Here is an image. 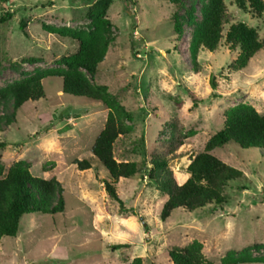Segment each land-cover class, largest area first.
Listing matches in <instances>:
<instances>
[{"label":"rangeland","instance_id":"1","mask_svg":"<svg viewBox=\"0 0 264 264\" xmlns=\"http://www.w3.org/2000/svg\"><path fill=\"white\" fill-rule=\"evenodd\" d=\"M95 0H10L0 15L13 13L0 27V88L38 71L60 68L57 61L77 51L76 42L47 29L88 30L86 11ZM185 2V11L190 0ZM227 4V21L244 22L262 37L261 20ZM195 16L200 18L196 4ZM174 5L166 0H112L107 18L113 27L109 48L94 85H104L133 116V132L119 136L117 162H134L139 173L118 181L117 193L127 212L105 193L107 171L91 153L107 109L98 101L61 92V80L42 81L45 98L27 102L12 118L13 103L0 109V164L7 170L24 160L30 173L54 178L63 189L64 212L24 215L14 238L0 242V264H171L168 251L192 241L212 264L229 251L251 247L252 258L264 257V151L224 145L212 153L239 170L244 179L225 188L223 208L207 206L194 212L174 210L161 221L166 196L147 174L154 158L165 159L167 176L186 182V168L224 123V112L247 104L264 114V50L247 66L234 70L237 53L221 43L201 51L192 62L191 28L181 22L182 36L173 32ZM184 10L178 16L184 17ZM25 24L26 37L20 28ZM35 58L37 62H23ZM89 77V76H88ZM213 77L216 88L210 86ZM90 78V77H89ZM198 99L194 105L189 94ZM76 160L92 168L79 171ZM57 203L55 199L53 206ZM126 245L119 250L113 246ZM261 264V263H246Z\"/></svg>","mask_w":264,"mask_h":264},{"label":"trees","instance_id":"2","mask_svg":"<svg viewBox=\"0 0 264 264\" xmlns=\"http://www.w3.org/2000/svg\"><path fill=\"white\" fill-rule=\"evenodd\" d=\"M130 1V0H128ZM177 9L173 15V32L177 41L181 39V22L191 28V38L188 45L189 56L194 62L201 51L213 53L221 43L229 52L237 53L231 67L234 70L245 68L251 58L264 50V0H229L230 5L244 14H251L256 20H261L262 37L256 28L244 22L230 24L224 30L227 21V4L225 0H190V6L185 11L183 0H166ZM10 0H0L7 5ZM112 0H95L86 11V19L90 21L88 30L70 28H49L51 34L70 39L77 44V51L60 58L57 64L60 68L38 71L30 76L14 81L0 88V109L13 103L12 118L22 106L31 101L37 102L45 98L42 81L47 78L61 80V92L76 98H86L98 101L107 109L106 120L101 132L97 135L91 148L92 155L107 171L108 177L102 180L107 197L120 207L123 206L117 193V183L121 179L134 178L138 173L136 163L117 162L114 157V146L119 136H128L133 132V116L109 92L104 85H94L91 80L99 70L109 48L108 35L113 27L107 18V11ZM196 4L199 6L200 18L195 16ZM184 10V17L178 16V11ZM13 13L4 12L0 15V27L7 24ZM24 35L25 24L20 25ZM23 62H37L38 59H22ZM90 78H89V77ZM213 90L216 83L210 79ZM194 105L198 99L189 94ZM3 117L0 116V129ZM233 144L240 149H260L264 151V114H259L254 107L239 104L224 112L223 127L212 135L204 145L203 151L197 154L186 168L188 179L182 185H177L167 176L165 159L154 158L148 171V178L156 184L160 193L166 196L159 218L167 220L176 209L194 212L207 206L223 208L226 204L225 188L230 182L242 181L243 174L236 168L225 164L213 151L224 145ZM79 171L90 170L88 160L74 162ZM30 164L19 160L6 170L0 164V242L3 238H14L18 234L20 220L24 215L40 213L55 215L64 212L63 189L56 179L48 180L34 177L30 173ZM57 199L53 206L52 202ZM126 245H116V251ZM203 246L198 241H192L184 247H173L168 251L171 264H212L202 253ZM251 247L241 253L229 251L221 260V264H264V257L252 258ZM130 264H143L141 258H134Z\"/></svg>","mask_w":264,"mask_h":264}]
</instances>
